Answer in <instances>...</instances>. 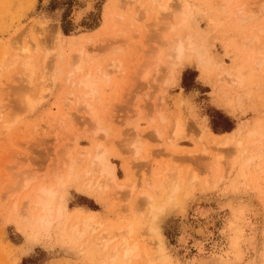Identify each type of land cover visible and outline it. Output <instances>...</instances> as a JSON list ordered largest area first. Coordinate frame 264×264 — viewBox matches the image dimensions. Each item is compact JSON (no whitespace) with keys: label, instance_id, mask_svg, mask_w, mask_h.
<instances>
[{"label":"rangeland","instance_id":"rangeland-1","mask_svg":"<svg viewBox=\"0 0 264 264\" xmlns=\"http://www.w3.org/2000/svg\"><path fill=\"white\" fill-rule=\"evenodd\" d=\"M179 1L143 0L142 4V0H0V264H22L23 259L24 264H121L119 256L108 262L109 250L120 234L109 241L105 249L94 241L98 240V230L100 233L104 229L103 234L110 236L128 222L135 230L132 236L136 235L140 244L148 245L152 254L158 246L154 243L155 250L152 247L157 234L152 232L154 236L146 227V202L138 217L142 207L138 202L149 192L142 183L147 178L158 192L155 200L164 196L162 180L169 171L167 168L173 169L172 177L179 176H174L181 186L174 200L180 201H175L174 206L170 203L154 223L166 245L159 252H165L169 258L167 262L161 260L162 257L156 258L154 264H177L180 260L183 264L193 255L203 260L209 254L211 243L220 238L216 229L223 223L226 211L201 218L193 214V209L197 205L215 209L233 184L240 197L249 194L256 202L264 201V146L261 151L257 150L262 156L248 163L249 166L244 164L247 154L242 157L239 154L240 162L236 158L237 165L235 163L229 176L224 178L222 173L227 172L229 159L238 152L228 146L227 149L218 146L221 149L218 150L214 143V146L209 143V134L227 133L238 127L242 130L241 140L247 137L248 131L261 129L264 132V59L262 65L255 63L257 51L264 56V0ZM88 2H91L90 9L79 20L74 19ZM156 2L166 3L167 9L161 10ZM183 5L193 14L194 30L190 31V25L188 31L198 44L204 45L208 60L201 63L193 53L188 54L181 64H176V76L172 80L169 66L164 65L167 60L159 64L158 69L154 68L156 59H152L161 36L165 35L163 40L169 39L164 32L166 18L173 17L177 7ZM238 5L245 9L240 8L245 11L244 16L240 12L242 17L237 16ZM43 19L46 23H40ZM54 27L61 32L59 40L52 34ZM195 29L198 36L194 34ZM159 31H162L160 39L156 38ZM255 35L257 39L253 40ZM167 41L162 52L159 51L161 58L167 53L164 51L169 45ZM24 47L27 52L21 51ZM29 56L35 66L29 72L31 81L22 69V59ZM77 59L83 68H91L92 72L97 65L98 71L107 69L108 72H103L107 76L98 73L97 92L83 96L84 100L76 92L86 94L87 90L70 84L73 77L69 74ZM223 72L227 73L225 79L238 75L243 79L242 84L248 85L245 88L242 84V87L225 85L220 81L224 77H219V73L225 75ZM44 86L49 90L40 94ZM27 94L35 103L40 95L44 99L31 109L26 104ZM236 97L240 98L238 105ZM84 101L89 102L93 113ZM186 111L188 116H185ZM176 118L185 122L178 135L174 133ZM225 128L230 129L223 131ZM100 147L114 166L117 183H121L120 187L123 184L124 189L113 186H118L117 183L96 188L93 182L98 174L86 176L91 163L88 157L94 156ZM213 154L222 156L215 176L210 169L211 160L215 159ZM68 159L76 162L69 176L64 165ZM241 170L244 177L246 175L245 180ZM192 172L196 174L197 185L194 183L195 187L189 190L192 192L184 196V180ZM58 175L65 182L62 190L66 214L50 227L37 224L35 227V211L26 212L31 209L32 190L39 185H55ZM218 175L222 178H216ZM226 181L233 182L228 185ZM133 182L139 185L130 184L135 191L128 195L131 188L128 184ZM153 192L151 190L155 195ZM181 195L185 199H179ZM133 202L139 204L137 211L132 209L136 207ZM88 214H94L95 221L102 225L100 229L84 230L79 221ZM75 222L82 236L78 231L74 233L73 228L69 229ZM208 232L211 237L206 240ZM182 236L188 237L185 246L180 241ZM196 240L206 241L200 254H196L192 245ZM145 261L140 257L124 264H145Z\"/></svg>","mask_w":264,"mask_h":264},{"label":"bare ground","instance_id":"bare-ground-1","mask_svg":"<svg viewBox=\"0 0 264 264\" xmlns=\"http://www.w3.org/2000/svg\"><path fill=\"white\" fill-rule=\"evenodd\" d=\"M152 1H156V0H151ZM158 2L161 1V0H157ZM168 1V0H167ZM179 1V0H178ZM188 1V0H187ZM148 2V1H147ZM180 2V1H179ZM157 3V2H156ZM181 3V2H180ZM186 3V2H185ZM142 4H143V0H142ZM159 4V5H158ZM184 4V3H183ZM90 5H91V2H88L85 9H82L80 11L77 12V15L75 16L74 19L76 20H79L80 17L83 15V13L87 12V10H89L90 8ZM157 5L161 8V10H165L167 9V4L166 3H157ZM176 7V6H175ZM174 7V8H175ZM237 7H239L237 10V8L235 7V10H237L238 12H236L234 10V13L236 12L237 13V16L240 15V17H242V15L244 16L245 15V11H240V8L241 9H244L242 8L241 5H238ZM149 8V6H148ZM178 8H181V7H177V11H175V14L173 15V17L169 18H166V20L168 22H166V28H164V32H167L168 34V41L167 39L166 40H163V37H165V35L161 36V39L158 38L160 37V35L162 33V31H159V34L158 36L156 35V38L160 39L159 43L158 44L159 46L156 48V51H155V57H153L152 61L154 60V58L156 59L154 62V68H158L159 69V64L163 63L165 60L166 63H164V65L167 67V65L169 66L170 70L168 69V72L170 75H172L173 78L175 79V76H176V64H181L184 59L186 58V56L190 53H193L196 57H197V61H201V63H203V61H207L208 58H206V54L204 53V50H203V46L201 44H198L197 41L194 39L193 37V34L191 32H189V26L191 25L190 27V31L191 29L194 30V26L193 25V21H191V16H192V20H193V14L191 13L190 9L186 6L183 5V7L181 9H178ZM145 9V8H144ZM173 9V7H172ZM172 9H171V12H172ZM147 10V9H146ZM192 10V9H191ZM245 10V9H244ZM145 11V10H143ZM242 15H241V13ZM144 13V12H143ZM170 13V12H169ZM173 13V12H172ZM145 14V13H144ZM152 15V14H151ZM253 15V14H252ZM150 19V18H149ZM75 20V21H76ZM42 21V20H41ZM193 22V23H191ZM40 23H46L44 22V19L42 22ZM193 25V27H192ZM53 33L52 34H55L56 35V38L54 36L55 39H58L59 40V36L61 35V32L60 30L57 28V27H54L53 29ZM260 29H258V31H260ZM196 31V29H195ZM193 32V31H192ZM158 33V31H157ZM197 31L194 33L196 34ZM166 35V36H167ZM197 35V34H196ZM199 35V34H198ZM197 35V36H198ZM157 39V40H158ZM165 39V38H164ZM253 40H256L257 39V35H255L254 37H252ZM57 40V41H58ZM162 40V42H161ZM165 41L168 42V48L167 50L165 49L164 51H166L167 53H163L164 56V60L163 58H161V52L160 51L162 49V47H164L165 45ZM59 42V41H58ZM59 44V43H58ZM161 46V47H160ZM160 47V48H159ZM165 48V47H164ZM22 52H27V49L24 47L21 49ZM160 51V53H159ZM210 52V51H209ZM207 53V52H206ZM258 53V56H256ZM255 54V63H257V65H262L263 63V59H264V56L261 52H258ZM158 54V55H157ZM260 54V55H259ZM262 55V56H261ZM166 56V57H165ZM211 57V56H210ZM263 57V58H262ZM167 58V59H165ZM162 59V60H161ZM199 59V60H198ZM207 59V60H206ZM162 61L159 63V61ZM170 60V61H169ZM211 60V59H210ZM214 60V58H212L211 62ZM78 59L75 61L77 62ZM169 61V62H168ZM74 62V63H75ZM169 64H168V63ZM214 62V61H213ZM212 62V63H213ZM73 63V64H74ZM114 63V62H113ZM119 64V62H117ZM157 63V64H156ZM218 63V62H217ZM45 64V63H44ZM167 64V65H166ZM72 65V63L70 64ZM152 65V64H151ZM157 65V66H156ZM217 66V64H215ZM22 66H23V73L28 77L29 81H31V76L29 74L30 71L33 70V68L35 67L34 64H33V61L31 59V57H26V58H23L22 59ZM120 66V65H118ZM117 66V68H118ZM153 66V65H152ZM220 66V65H219ZM96 67V66H94ZM222 67V66H221ZM73 71L69 74L71 77H73L70 81V84H71V87L73 86H76L77 88H84V90L86 89L87 90V93L86 94H81L80 92L76 94L78 95V97H81L82 100H84L83 98L84 97H87V96H92L94 95L96 92H97V83H98V80H97V77L98 76V73L100 71H98V68L99 66L97 65V68L95 69V72H92L91 68H83V64L82 62L78 61L77 63H75L73 65ZM168 68V67H167ZM178 68V67H177ZM223 68V67H222ZM221 69V68H220ZM107 69H104V70H101L103 72H105ZM156 70V69H155ZM223 70V69H222ZM226 71V70H225ZM231 71V70H230ZM103 72H100L101 75H106L104 74ZM99 73V75H100ZM103 73V74H102ZM238 73V72H237ZM97 74V75H96ZM219 73V77H224V78H219L220 81H224L225 82V85H233L235 87H240L241 84H242V77L241 76H234V77H227L225 79V76H226V72L223 74H225L224 76ZM236 74V73H234ZM239 74V73H238ZM169 75V76H170ZM230 75V74H229ZM227 75V76H229ZM107 76V75H106ZM105 77V76H104ZM103 78V77H102ZM228 78H230V82L228 80ZM218 79V78H217ZM225 79V80H224ZM227 81V82H226ZM246 81V80H244ZM229 83V84H228ZM244 83V82H243ZM223 84V83H222ZM73 85V86H72ZM243 85V84H242ZM248 84H246L244 87L242 88H245ZM50 86V85H49ZM222 87V86H221ZM231 87V86H230ZM225 88V87H223ZM47 87L44 86L41 88L40 90V94L43 93L44 91H47ZM228 89V88H227ZM49 90V89H48ZM82 90V89H81ZM230 90V89H229ZM228 92V91H227ZM39 94V95H40ZM87 95V96H85ZM43 96V95H42ZM40 95V98L38 99V101L35 103L34 99L30 97H28V94H27V98H26V104L28 107H31V109H34L40 102H42V100L44 99V96L42 97ZM84 96V97H83ZM233 98L232 99H235L234 96H232ZM237 99V103L234 102L231 106H233L235 103L236 105H238V99H240L239 97H236ZM86 100V99H85ZM89 100V99H87ZM70 101V100H69ZM232 101V100H231ZM86 106L87 108L93 113L92 109H90V104L89 102H86ZM235 107V106H234ZM237 107V106H236ZM185 112V111H184ZM188 116L187 114V111H186V114L185 116ZM261 121V120H260ZM260 121L258 122L260 124ZM262 122V121H261ZM174 133L176 135L180 134L183 130V125L185 122H183V120L180 118H176L175 121H174ZM264 124V123H263ZM262 124V125H263ZM200 126V125H199ZM262 128V127H261ZM241 127H238L236 130H233L231 132H227V133H222V134H209L211 135V142L209 141V143H214V145H216V149H218V146L222 147V146H225V148L228 146V147H232L233 148V152L234 150L236 152H238V155L237 153L231 158L229 159L228 161V170L226 173H223L221 171H219V173L221 174L222 173V176L224 178L228 177L230 172H231V169L233 170V167H234V164L236 163L237 165V162L236 160L238 159L237 157H239V154L241 155L242 157V154H244V164L247 163H250L251 161H253L254 159L256 158H259L260 155L259 152L261 151V148L264 146V132H262L263 130H251V131H248V133L246 134L247 137L244 139V140H241L240 137L242 136L241 132L242 130H240ZM207 130L209 131V129L207 128ZM203 131V130H202ZM201 132V130H200ZM210 133V131H209ZM158 134V133H157ZM213 134V135H212ZM202 135V134H201ZM206 135V134H204ZM208 135V136H209ZM245 136V135H244ZM210 137V136H209ZM208 138V137H207ZM252 138H256L255 140L252 139ZM246 140V141H245ZM208 141V140H207ZM245 141V142H243ZM230 143L231 145L233 144V146H230ZM257 143V144H256ZM213 144L211 146H214ZM215 147H214V150H215ZM227 147V148H228ZM99 148V147H98ZM96 150V154L94 156H92L91 158L88 157L90 165H89V168H87V170L85 171L86 173V176L89 177L90 174L93 176L95 173L98 174V178L95 180L94 183V186L97 187H103V186H110L109 184L110 183H113V184H116L117 183V175H116V172H115V169H114V166L108 161L107 157H106V153L105 151L100 147V149ZM224 148V149H225ZM226 148V149H227ZM235 148V149H234ZM220 149V148H219ZM218 149V150H219ZM223 149V147L221 148ZM220 149V150H221ZM264 148H262L263 150ZM95 150V149H94ZM99 150V151H98ZM204 150V149H203ZM206 150V149H205ZM231 150V149H230ZM257 150H260L259 152ZM228 151V150H227ZM231 151V152H232ZM206 153V152H205ZM230 153V152H229ZM246 153V154H245ZM261 153V152H260ZM263 153V152H262ZM221 154V153H220ZM259 154V155H258ZM214 155V154H213ZM225 155V154H224ZM264 155V154H263ZM68 156V155H67ZM207 156V155H206ZM216 156V157H215ZM232 156V155H231ZM63 157V156H62ZM203 158V157H202ZM215 158V159H213ZM213 162L211 160V170L213 169L214 171H212L214 173V176H215V172L216 170L218 169V164L220 163L219 159L222 158L221 155H218V154H215L214 157H213ZM228 158V157H227ZM237 158V159H236ZM240 159V157H239ZM238 159V162H240ZM70 159L66 160L68 162H65L66 164H64L65 167L64 169L66 170V174L68 175V172L69 173H72L74 171V164L76 163L75 160L74 162L72 161V159L69 161ZM228 160V159H227ZM208 162V161H207ZM68 163V164H67ZM206 163V162H205ZM210 163V164H211ZM223 163V162H222ZM226 163V162H225ZM224 163V164H225ZM76 165V164H75ZM243 165V164H242ZM239 166V165H238ZM249 166V165H248ZM258 166V165H257ZM206 168V166H205ZM225 168V167H224ZM243 168V167H242ZM252 168V167H251ZM250 168V169H251ZM78 169V168H77ZM76 169V170H77ZM86 169V168H84ZM247 169V168H245ZM169 170V171H168ZM173 169L171 168H167L166 171H168L165 175H166V178H163V180L165 182H163L162 180V183L164 184V193L162 192L161 194L164 195L162 198H160L159 201L155 200V196H158L157 193L155 192L156 191V188L155 190L152 188V183L149 181V179L147 178L145 180V182H142L144 183L143 186H146V188L148 187L149 189V192H147V194L144 195L143 197V201L142 204L139 200L138 203H140V205H142V207L140 208L141 210L138 212L140 213V215L138 213H136L135 215H139L138 217H140L142 215V208L144 207L143 205V202L145 204L146 202V210H145V222L146 223V227L149 231H151V234L155 233L157 234V236L155 237V240L156 242L152 241V245L154 243H157L156 245H158L156 247V251H153L152 254L149 253V248L147 246H144L142 244H140V241L139 239H136V235L135 236H132V233L133 231V226L132 224H126L123 228H119L117 231H113L115 233H112V235H104V229L103 231H101L99 233V230H98V235H96V237H98L97 241H94V243L96 242L97 243V246H99V244L101 243V247L105 249V246H107L108 242L111 241V240H114L119 234H120V237L118 238V240H116V242L114 243V245L111 247V251L109 250V255H111V258L108 262H110L111 260L113 261L116 257L119 256L120 260H119V263L120 261L124 264V263H127V262H130L136 258H140V257H144L145 258V264H154V260H156V258H159V257H162L161 260L163 261H168V256L166 255L165 252H159V250L161 249H164V241H163V237L161 234H159L160 232H158V227L154 225L155 221L158 219L159 217V213L161 211H163L164 209H166V207L170 206V203L174 206L175 204V201L177 200H174L175 197H177V195L175 194L176 192H178L181 188L180 184H179V181H176V178L179 177L178 174L175 176L173 175V177L170 175V171H172ZM209 170V169H208ZM254 170V168H253ZM186 171V170H185ZM189 171V170H188ZM194 171V170H193ZM250 171V170H249ZM261 171V170H260ZM64 172V171H62ZM259 172V171H258ZM165 173V172H164ZM176 173V172H175ZM195 172H192V175H189L188 178H186L184 180V175L182 176L183 180L185 181V187H184V183L182 184L183 188L182 189V193L184 196H187L188 194V191L191 189H193L195 186L194 183H196V178H195V175L196 174H193ZM245 173V172H244ZM261 173V172H259ZM57 174V173H56ZM174 174V173H172ZM217 174V173H216ZM240 174H243L242 173V170L240 171ZM256 174V173H255ZM258 174V173H257ZM66 175V176H67ZM172 177L170 178L169 177ZM180 175V173H179ZM187 175V173H186ZM254 175V174H253ZM65 176V177H66ZM69 176V175H68ZM164 176V175H163ZM176 178H175V177ZM213 176V175H212ZM221 175H218V177L216 176V178L220 179L222 178ZM238 176V175H237ZM244 180L246 179V175L244 177V174L242 175ZM77 177V176H76ZM85 177V178H87ZM165 177V176H164ZM169 177V179H168ZM239 177V176H238ZM237 177V178H238ZM241 177V175H240ZM256 177V176H255ZM175 178V179H174ZM234 178V177H233ZM242 178V177H241ZM71 179V177H70ZM73 179V178H72ZM71 179V180H72ZM160 179V178H159ZM188 179V180H187ZM217 179V180H218ZM91 180V178H90ZM154 180V179H153ZM178 180V179H177ZM187 180V181H186ZM205 180V179H204ZM216 180V181H217ZM225 180V179H224ZM241 182H242V179H240ZM239 180V181H240ZM54 181V180H53ZM66 181V180H65ZM156 181V179H155ZM158 181V179H157ZM183 181V182H184ZM195 181V182H194ZM215 181V180H214ZM234 181V180H233ZM233 181H226L229 185V182H230V185L232 184ZM238 181V179H237ZM238 181V182H239ZM209 182V180H208ZM236 182V181H234ZM236 182V184L238 183ZM239 182V183H241ZM259 182V181H258ZM64 181L61 179V176L58 175L56 177V184L55 185H39L37 186L33 191V197L31 198V209H28L26 210L27 214H28V211L30 213V211H35L34 212V223H35V227H36V224L41 227H50L54 222L56 221H59L62 217H64V215L66 214V211H67V207H66V203H65V195H64V190L63 187H64ZM68 183V182H67ZM109 183V184H108ZM206 183V181L204 182ZM246 183V182H245ZM250 183V182H249ZM248 183V184H249ZM260 183H261V180H260ZM90 184V182H89ZM112 184V185H113ZM117 185H113V186H116V187H120L121 183H117ZM130 184L133 186L134 182L133 183H129L128 185L130 186ZM136 184V183H135ZM134 184V186H135ZM141 184V183H140ZM159 184V183H158ZM254 184V183H253ZM137 185L139 184H136L135 187H137ZM197 185V183H196ZM204 185V184H202ZM259 185V184H258ZM82 186V185H80ZM92 186V187H94ZM129 186H125V187H129ZM130 186L128 189H129V192H128V195L130 192H133L135 191L134 187ZM142 186V188H143ZM157 186V184H156ZM254 186V185H253ZM91 187V188H92ZM114 187V188H116ZM158 187V186H157ZM225 187H227L225 185ZM224 187V188H225ZM95 188V187H94ZM95 188V189H96ZM120 188H123V184ZM126 188V189H127ZM145 188V187H144ZM160 189V187H158ZM255 188V186H254ZM90 188H88V191H89ZM100 189V188H99ZM102 189V188H101ZM106 189V188H105ZM117 189V188H116ZM154 191L153 193H155V195H153L151 193V190ZM228 189V188H227ZM257 189V188H256ZM262 189V188H261ZM86 190V189H85ZM94 190V189H93ZM226 190V189H225ZM229 190V189H228ZM227 190V191H228ZM103 191V189L101 190ZM147 191V190H146ZM158 191V190H157ZM185 191V192H184ZM257 191V190H256ZM261 192V190H259ZM189 192H192V191H189ZM237 192H238V189H236V187L234 186H231L230 188V191L228 193V195L226 196V198L223 200V201H219L218 202V206H216L215 209L211 208V207H201L200 205H197V207H195V209H193V214L196 215V216H199L201 218H205L207 216L210 215V213H218V212H221V211H226L225 213L227 214L225 217H224V220H223V223L220 224V228L219 229H216V231H218L216 233L217 236H219L220 238V241L219 239L218 240H214L212 243H211V246L212 248H209L210 249V252L209 254L203 259L201 260L202 258L198 259L197 257L195 258V256L193 255L192 257H190V259H187L186 258V263H183V264H264V201L262 199H259L260 201L259 202H256L251 196H248L247 197H240L239 195H237ZM30 194V192H29ZM141 194V193H140ZM178 194V193H177ZM191 194V193H190ZM189 194V195H190ZM180 195V194H178ZM261 195V194H260ZM181 195V197L179 199H182V197L185 199V197ZM29 197V196H27ZM139 197V196H137ZM263 197V196H262ZM58 198V199H57ZM133 198L136 199V196H134ZM56 199L58 200V202H56ZM134 199V200H135ZM140 199L142 200V198L140 197ZM162 199V200H161ZM197 199V198H196ZM29 200V199H28ZM136 201V200H135ZM173 201V202H172ZM180 201V200H179ZM177 201V202H179ZM29 202V201H28ZM176 202V203H177ZM182 202V201H181ZM180 202V203H181ZM135 207L136 204L133 202L132 203ZM178 204V203H177ZM182 204V203H181ZM180 204V205H181ZM198 204V202H197ZM139 205V204H138ZM138 205H136L135 208H132L133 210L135 209H138ZM179 205V204H178ZM177 205V206H178ZM176 206V207H177ZM28 207V206H27ZM26 207V209H27ZM182 208V207H181ZM169 209V208H168ZM167 210V209H166ZM165 210V211H166ZM123 211V210H122ZM127 212H129L128 210H126ZM137 211V210H136ZM164 211V212H165ZM31 212V213H32ZM126 212V213H127ZM94 213V212H93ZM125 213V211H124ZM26 214V215H27ZM33 214V213H32ZM97 214V213H96ZM132 214V213H130ZM134 214V213H133ZM120 215V214H119ZM128 215V214H127ZM161 215V214H160ZM33 216V215H32ZM96 216V215H95ZM122 216V215H121ZM143 216V217H144ZM28 217V216H27ZM30 217V216H29ZM131 217V216H130ZM136 217V216H135ZM26 218V217H25ZM24 218V219H25ZM31 218V217H30ZM95 218L94 217V214H88L86 215L85 217H83V219H80L81 221H79L81 223V225L84 227V230L86 229H90L89 232L91 230H97V229H100L102 227L101 223L98 222V221H95ZM119 218V217H118ZM209 218V217H208ZM128 219V218H127ZM27 220V219H26ZM30 219H28L29 221ZM67 220V219H66ZM76 220H78V218H76ZM97 220V219H96ZM132 220V219H131ZM134 220V218H133ZM132 220V221H133ZM203 220V219H202ZM208 220V219H207ZM213 220V219H212ZM65 221V220H64ZM74 221V220H73ZM140 221V220H139ZM149 221V223H148ZM66 222V221H65ZM64 222V224H65ZM159 222V221H158ZM162 222V221H161ZM31 223V222H30ZM122 224L124 223L121 222ZM134 223V222H133ZM142 223V222H141ZM76 224V222L74 223ZM78 224V223H77ZM72 224L73 227H71L70 225V230L73 228L74 230V233L75 231H78L77 233H81L82 230H78V227L77 226ZM103 225H105L104 223H102ZM108 224V223H107ZM157 224V223H156ZM34 226V225H33ZM115 226V225H114ZM34 227V228H35ZM106 226H103V228H105ZM80 228V226H79ZM108 228V227H107ZM106 228V229H107ZM112 228V227H111ZM136 228V227H135ZM144 228V227H143ZM218 228V227H217ZM48 229V228H47ZM82 229V228H81ZM110 229V228H109ZM36 230V229H35ZM39 230V229H38ZM37 231V230H36ZM92 232V231H91ZM107 232V231H106ZM153 232V233H152ZM33 233V232H31ZM85 233V232H83ZM87 233V232H86ZM34 234V233H33ZM32 234V235H33ZM139 234V233H138ZM137 234V235H138ZM150 234V232H149ZM209 236L208 238H206V240L210 239L211 237V233L208 232ZM75 235V234H74ZM82 236V233L79 234ZM154 235V234H153ZM78 236V235H77ZM105 236V237H104ZM155 236V235H154ZM34 237V236H33ZM79 237V236H78ZM136 237V238H135ZM141 237V236H139ZM151 237V236H150ZM153 237V236H152ZM32 238V236H31ZM95 238V237H94ZM181 239V238H180ZM33 240V239H32ZM99 240H101L102 242H100ZM187 240H188V237L187 236H182V239L180 240L181 241V244L185 246V244L187 243ZM36 241V240H35ZM142 241V240H141ZM148 241V240H147ZM34 242V241H33ZM144 242V241H143ZM146 242V241H145ZM149 242V241H148ZM206 241L204 240H196L192 243V245L195 246V249H196V254H200L202 252V249H203V245ZM208 242V241H207ZM218 242H220L219 244H217ZM144 244V243H143ZM147 244V242L145 243ZM149 244V243H148ZM210 244V243H209ZM151 245V246H152ZM150 248L153 247V249L155 250V244ZM214 246V247H213ZM26 247V246H25ZM28 247V246H27ZM26 247V248H27ZM99 247L101 250L102 248ZM205 248V247H204ZM30 249V248H29ZM208 249V250H209ZM26 250V249H24ZM100 251V250H99ZM168 251V250H167ZM206 251V249H205ZM23 252V251H21ZM157 252L159 254H157ZM170 253V251H169ZM204 253V252H203ZM202 253V254H203ZM172 254V253H171ZM108 255V253H107ZM175 255V254H174ZM158 256V257H156ZM183 256V255H182ZM171 257H173L171 255ZM199 257V256H198ZM108 259V258H106ZM117 260V259H116ZM176 261V260H174ZM181 261V260H180ZM180 261L177 263V264H180ZM115 262V261H114ZM139 262V260H138ZM111 263V262H110ZM121 263V264H122ZM158 263V262H157ZM161 263V262H160ZM182 263V262H181ZM173 264V263H172Z\"/></svg>","mask_w":264,"mask_h":264},{"label":"trees","instance_id":"trees-1","mask_svg":"<svg viewBox=\"0 0 264 264\" xmlns=\"http://www.w3.org/2000/svg\"><path fill=\"white\" fill-rule=\"evenodd\" d=\"M64 31H66L65 29H64ZM230 128H225L223 131H225V130H229ZM214 131H216V128L214 127ZM22 264H24V259H23V263Z\"/></svg>","mask_w":264,"mask_h":264}]
</instances>
